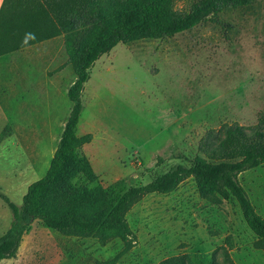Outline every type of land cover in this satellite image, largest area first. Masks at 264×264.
I'll list each match as a JSON object with an SVG mask.
<instances>
[{
    "label": "rangeland",
    "instance_id": "rangeland-1",
    "mask_svg": "<svg viewBox=\"0 0 264 264\" xmlns=\"http://www.w3.org/2000/svg\"><path fill=\"white\" fill-rule=\"evenodd\" d=\"M219 19L171 38L119 44L95 63L77 135L92 136L79 154L96 177L70 179L67 209L104 213L129 188L192 166L205 158L199 145L212 130H264V0ZM55 53L54 62L22 52L0 58V237L12 223L3 198L21 204L46 176L73 108L68 91L76 73L61 44ZM240 179L264 217V165ZM126 219L128 250L120 239L104 245L96 235L67 236L37 221L17 258L0 264H227L228 257L264 264L237 202L202 191L193 178L170 194L142 197Z\"/></svg>",
    "mask_w": 264,
    "mask_h": 264
},
{
    "label": "trees",
    "instance_id": "trees-1",
    "mask_svg": "<svg viewBox=\"0 0 264 264\" xmlns=\"http://www.w3.org/2000/svg\"><path fill=\"white\" fill-rule=\"evenodd\" d=\"M34 1L27 0L32 15L26 16L22 13L27 7L22 6L27 2L5 1L0 16V56L64 36L67 65L74 67L77 79L68 91L73 108L48 173L28 187L21 204L3 198L12 214V223L0 237V263L17 258L37 221L67 236L96 235L104 245L120 239L128 250L133 241L126 219L130 208L144 196L170 194L190 178L202 191L236 201L257 236L255 247L264 250V217L256 211L240 179L242 174L264 165V130L259 126L248 129L234 124L210 131L199 145L205 158L198 157L190 167L179 165L148 185L129 188L104 213L90 216L66 208L73 195L70 179L80 174L96 177L89 159L79 154L92 136L77 135L83 92L95 63L119 44L167 39L207 22L220 23L219 15L225 10L247 7L256 0H190L183 10L175 9L176 0H67L63 15L56 17L41 16L39 5L43 13L48 10L40 0ZM113 2L119 4L112 5ZM226 262L234 264L229 257Z\"/></svg>",
    "mask_w": 264,
    "mask_h": 264
},
{
    "label": "crops",
    "instance_id": "crops-1",
    "mask_svg": "<svg viewBox=\"0 0 264 264\" xmlns=\"http://www.w3.org/2000/svg\"><path fill=\"white\" fill-rule=\"evenodd\" d=\"M6 0H0V16H1V12L3 10L4 4H5ZM13 3V0H10ZM31 1L32 3L35 2L34 0H28ZM21 2V3H26L27 0H16V3ZM50 2V4L48 5V3ZM65 2H67V0H40V3H42V5H44L46 7V9L48 10V12L43 13V9L42 7L39 5L38 8L39 10H42V13H40L41 16H45V17H56V16H62V11H64V5ZM30 2H27L25 5H23L22 7H27V10L23 11V15H32L30 13L31 10V6H30ZM2 22V21H1ZM59 44H61V48L62 49H66L65 47V39L64 36H56L47 40H43L42 42L36 43V44H32L29 45L25 48H23L22 50L10 53V54H5L0 56V58L15 54V53H25L24 56H29L30 54H32V56L34 55H44V56H50V62H54L55 61V57H56V47L59 46ZM35 52V53H33ZM68 56V55H67ZM40 57V56H39ZM42 60L46 59L44 57H40ZM68 63V61H67ZM66 63V65H67ZM49 77H51L50 75H48ZM53 79V78H52ZM50 80V85L53 87L54 90L57 89V83L55 82L57 79H53ZM49 94V92H48ZM24 243V242H23ZM23 245V244H22ZM22 248V246H21ZM20 248V250H21ZM19 254V253H18Z\"/></svg>",
    "mask_w": 264,
    "mask_h": 264
}]
</instances>
